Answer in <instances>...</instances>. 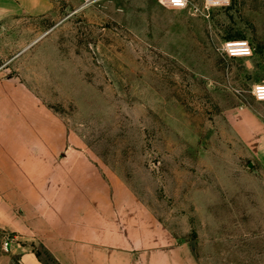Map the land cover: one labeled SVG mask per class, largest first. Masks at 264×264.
<instances>
[{"label": "rangeland", "instance_id": "obj_1", "mask_svg": "<svg viewBox=\"0 0 264 264\" xmlns=\"http://www.w3.org/2000/svg\"><path fill=\"white\" fill-rule=\"evenodd\" d=\"M6 32L20 77L102 170L147 203L196 264H264V0H48ZM248 42L230 58L224 45ZM5 243V242H4ZM4 243L2 244L4 250Z\"/></svg>", "mask_w": 264, "mask_h": 264}, {"label": "crops", "instance_id": "obj_2", "mask_svg": "<svg viewBox=\"0 0 264 264\" xmlns=\"http://www.w3.org/2000/svg\"><path fill=\"white\" fill-rule=\"evenodd\" d=\"M50 13L48 0H0V46L28 16ZM252 146L264 167V138ZM0 264L196 261L130 184L102 170L20 77L0 72Z\"/></svg>", "mask_w": 264, "mask_h": 264}, {"label": "built area", "instance_id": "obj_3", "mask_svg": "<svg viewBox=\"0 0 264 264\" xmlns=\"http://www.w3.org/2000/svg\"><path fill=\"white\" fill-rule=\"evenodd\" d=\"M159 4L168 6L171 8H186L188 0H157ZM208 7L214 5H227L229 0H205ZM224 52L230 58H244L252 55L251 47L248 42L245 41H230L224 45ZM253 96L257 101L264 102V84L256 85L252 91ZM9 248V242L4 243V250L7 252Z\"/></svg>", "mask_w": 264, "mask_h": 264}]
</instances>
